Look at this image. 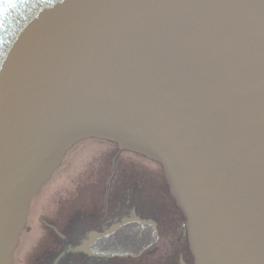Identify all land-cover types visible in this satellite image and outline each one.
<instances>
[{
  "label": "water",
  "instance_id": "95a60500",
  "mask_svg": "<svg viewBox=\"0 0 264 264\" xmlns=\"http://www.w3.org/2000/svg\"><path fill=\"white\" fill-rule=\"evenodd\" d=\"M13 3L0 6V264L91 139L161 166L195 264H264V0ZM158 241L133 217L73 251L138 258Z\"/></svg>",
  "mask_w": 264,
  "mask_h": 264
},
{
  "label": "flooded vegetation",
  "instance_id": "af4514ba",
  "mask_svg": "<svg viewBox=\"0 0 264 264\" xmlns=\"http://www.w3.org/2000/svg\"><path fill=\"white\" fill-rule=\"evenodd\" d=\"M123 154L126 152H118L120 156H114L115 172L106 188L103 187L102 198L89 201L80 209L76 206L73 215L57 213L48 218L45 217L48 216L44 214L45 210H41L44 213L39 215L36 223L44 233L41 239L45 243L32 254L23 255L20 249L24 236L28 239L34 235L32 222H28L14 253L13 264H195L185 232V218L164 179L165 187L149 183L142 188L143 185L133 177L136 175L133 171L135 160L127 159ZM121 155L123 160H119ZM142 189H146V194ZM133 217L153 221L159 233L156 245L140 257L103 258L73 251L91 233H104L113 225Z\"/></svg>",
  "mask_w": 264,
  "mask_h": 264
},
{
  "label": "rangeland",
  "instance_id": "374dc122",
  "mask_svg": "<svg viewBox=\"0 0 264 264\" xmlns=\"http://www.w3.org/2000/svg\"><path fill=\"white\" fill-rule=\"evenodd\" d=\"M110 149L106 144L97 143L91 139L90 141H83V143L80 142L70 150L61 167L32 203L31 217H29L28 222H32L34 235L28 239L24 236L20 249L21 254H32L45 243L41 239L44 233L36 223L39 215L44 213L41 212L42 209L45 210L44 214H48L45 216L48 218H53L54 215H58L57 213L60 215H70L71 213L73 215L76 206L80 209V207L87 206L89 201L103 197L102 189L103 187L106 188L109 177L115 172L114 156L115 154L117 157L120 156L116 149L113 151ZM123 156L132 161L135 160L133 171L136 172V175L133 177L143 185L142 188H146L149 183H156L165 187L159 166L151 164L148 160L138 157L134 153H126ZM123 156L121 155L119 160H123ZM118 172L119 167L116 170V173ZM142 190L146 194V189ZM28 225L29 223L26 227Z\"/></svg>",
  "mask_w": 264,
  "mask_h": 264
},
{
  "label": "snow or ice",
  "instance_id": "6c2138e0",
  "mask_svg": "<svg viewBox=\"0 0 264 264\" xmlns=\"http://www.w3.org/2000/svg\"><path fill=\"white\" fill-rule=\"evenodd\" d=\"M21 3L24 2V0H20ZM4 4H8L12 7H16V4L13 3V0H0V6L4 5Z\"/></svg>",
  "mask_w": 264,
  "mask_h": 264
},
{
  "label": "bare ground",
  "instance_id": "6f19581e",
  "mask_svg": "<svg viewBox=\"0 0 264 264\" xmlns=\"http://www.w3.org/2000/svg\"><path fill=\"white\" fill-rule=\"evenodd\" d=\"M94 140V139H93Z\"/></svg>",
  "mask_w": 264,
  "mask_h": 264
}]
</instances>
